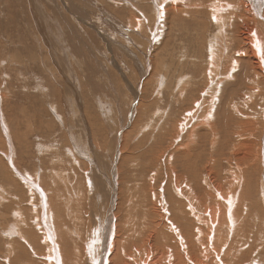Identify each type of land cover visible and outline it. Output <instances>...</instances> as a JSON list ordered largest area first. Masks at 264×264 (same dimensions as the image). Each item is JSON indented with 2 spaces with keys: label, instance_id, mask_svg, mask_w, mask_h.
<instances>
[{
  "label": "rangeland",
  "instance_id": "1",
  "mask_svg": "<svg viewBox=\"0 0 264 264\" xmlns=\"http://www.w3.org/2000/svg\"><path fill=\"white\" fill-rule=\"evenodd\" d=\"M184 1L188 4L181 2L185 6L179 4V9L194 11L196 17L183 14L173 24L171 17L175 15L171 9L176 3L170 0H0V63L3 64H0V264H55L50 258L54 256L53 245L47 240L48 234L41 222L44 214L51 217L55 229L61 230L58 233L56 229L54 234L61 264H86L89 259H85V243L101 231L104 223L112 221L111 218L117 220L115 216L119 214L121 221V217L129 214V223L140 226L138 230L135 227L137 232L141 231L147 217L159 220L150 213L158 202L153 192L157 198L160 193L164 194L169 215L174 217L171 220L182 233L179 236H184V228L177 224L176 217L182 215L197 220L186 195L181 198L175 194L177 180L187 191L190 186L194 195L197 193L193 206L197 205L194 206L197 211L201 209L197 214H201L204 221V224L193 222L194 228L190 227L191 232H197V226L202 228L204 235L200 244L192 248L193 254L198 250L202 255L203 249L209 248L214 257L220 253L225 259L230 253L228 259L235 258V262L243 264V257L248 256L244 264H254L252 257L262 256L261 261L255 263L264 264V147L259 135L256 136L258 142L247 143L242 137L248 132L239 134L235 130L242 131L252 114L258 116L257 120L261 117L264 95L259 98L257 92L249 90L256 85L245 78L246 74L241 76L245 65L240 66L235 78L222 76V69L230 68L238 57L235 48L240 43L235 44L234 37L245 31V27L240 22L236 25L242 27L236 30L229 19H223L224 26L219 27L213 17L209 19L212 9L203 8L205 2L213 8L219 0ZM223 12L226 13L225 9ZM134 20H137V30L131 25ZM248 24L255 26L254 19H248ZM210 41L216 42L218 61L212 65L207 62V65ZM206 73L214 79L210 86ZM251 73L253 77L259 75L256 70ZM132 88L138 91L136 95ZM180 90H185L184 97ZM233 91L236 92L231 96ZM250 92L253 93L250 95ZM213 95L219 98L214 108L209 103ZM219 100L225 103V108H217ZM196 105L202 107L201 114L206 118L209 110L214 109L212 114L216 119L208 117L212 119L211 126L206 127L205 135H198L194 157L189 160L181 153L191 137L189 133L197 127L193 117L198 112L194 110ZM185 117L191 120V126L186 124ZM257 120L253 121V126L264 132V119ZM212 126L218 131L215 144H212ZM72 137H77L76 142ZM73 142L82 147L73 148ZM239 144L248 150L237 149L235 146ZM258 144L262 145L261 149ZM176 150L181 151L176 153ZM212 174L214 180L210 177ZM235 174L249 178L252 186L247 187L250 188L248 198L244 182H236ZM25 179L36 184L35 192L29 191ZM213 181L226 196L236 197V233H228L226 215L220 219L222 226L216 228L222 230L223 237L230 235L227 246L223 242L207 241L209 233L215 232L208 217L209 210L215 212L213 208L218 203L225 205L214 190ZM172 194L174 201L170 198ZM205 197L209 200L207 204ZM172 201L174 208L170 205ZM198 205L203 208L199 209ZM36 208L39 211L36 212ZM225 208L228 207L225 205ZM18 212H23V222L16 217ZM140 214L144 220L139 218Z\"/></svg>",
  "mask_w": 264,
  "mask_h": 264
},
{
  "label": "bare ground",
  "instance_id": "2",
  "mask_svg": "<svg viewBox=\"0 0 264 264\" xmlns=\"http://www.w3.org/2000/svg\"><path fill=\"white\" fill-rule=\"evenodd\" d=\"M170 1H172V2H175L176 3V7H172V11L174 12V15L175 16H173V17H171L172 18V22L171 23H173L174 24V22H175V19H179V18H182L184 15L185 16H190V17H193V18H195L194 17V11H188L187 10V8L186 9H183L182 10V8L181 9H179L180 7H179V4H180V6L182 5H184L185 6V4H188V3H186L184 0H170ZM190 1V0H189ZM204 1V0H203ZM205 1H207V0H205ZM160 2V1H159ZM163 2H164V0H163ZM181 2H185V4L183 3H181ZM208 2H209V0H208ZM163 5V4H162ZM161 5V6H162ZM211 7H210V6ZM208 5V3H207V6H206V2H205V5L203 6V8H205V7H207V9L209 10V9H212L211 10V12L209 13V19H211V17H215V21L217 22V25L219 26V27H223L224 26V20L223 19H229L231 22H234V28L237 30V29H240V27H242V26H240V25H236L237 23H240V22H243V28L245 27V31H243V32H240L239 33V35L238 36H236V37H234V39H235V44L237 43V41H239V45L235 48V53H236V55L238 56L237 57V59L233 62V65H231V67L230 68H223L222 70H223V73H222V76H224V77H227V78H229V79H232V78H235L237 75H238V73L237 72H239L240 71V66L241 65H245V66H247L246 68H244L242 71H241V76H243L244 74H246V76H245V78H249V82L251 81L253 84H255L256 85V88H249V90H252V91H254V93L255 92H257L256 93V95L257 96H259V98L262 96V95H264V90H263V87H264V59H262V57H261V51H264V0H225V1H223V0H219L218 2H216V4H215V6L212 8V4H209ZM157 6H158V4L156 5V9H158L157 8ZM161 6H160V8H161ZM164 6H166V5H164ZM208 6L210 7V8H208ZM154 7V6H153ZM222 8V11H220L218 8ZM116 9V8H115ZM153 9V8H152ZM206 9V8H205ZM206 9V10H207ZM223 9H225V12L226 13H224L223 12ZM207 10V11H208ZM203 11H205L204 9H203ZM206 11V12H207ZM176 13V14H175ZM205 13V12H204ZM165 14H166V12H165ZM184 14V15H183ZM195 14H196V12H195ZM168 15V14H167ZM167 17V16H166ZM250 18H253L254 19V24H255V26H250L249 24H248V19H250ZM133 19V18H132ZM136 19V18H135ZM170 19V18H169ZM208 19V18H207ZM129 20V19H128ZM161 20H162V18H161ZM137 20H134L133 22H132V28H135L136 29V26H137V22H136ZM143 21V20H142ZM130 22H131V20H130ZM152 22V20L150 21V23ZM208 22H206V24H207ZM246 23H247V25H246ZM139 25H140V28H141V24L142 23H138ZM153 26V25H152ZM151 28V27H150ZM149 28V29H150ZM153 28V27H152ZM152 28L150 29V30H152ZM131 29V28H130ZM137 30V29H136ZM147 30V29H146ZM129 31V30H128ZM145 31V30H144ZM142 32V31H141ZM133 33V32H132ZM161 33V32H160ZM253 33H255V36L253 35ZM134 34V33H133ZM130 35V34H129ZM135 37V36H134ZM147 37V36H146ZM221 37V36H220ZM130 39H131V36L129 37ZM136 38V37H135ZM138 38V37H137ZM132 39H134V38H132ZM218 39V38H217ZM222 38H220V40H221ZM131 41V40H130ZM158 42V41H157ZM243 43V44H242ZM257 43H259V49L260 50H258V47H257ZM215 44H216V42H213V41H210L209 42V44H208V46H209V49H208V47H207V58L205 59V61H206V64H207V62L209 63V64H215L217 61H218V56H217V52H216V50H215ZM246 44L248 45V48L246 47ZM208 51H209V53H208ZM59 56V55H58ZM155 57H156V55H155ZM75 58V57H74ZM200 58V57H199ZM164 59V58H163ZM162 59V60H163ZM171 59H173V58H171ZM162 60H161V64H163L162 63ZM198 60V59H197ZM208 60V61H207ZM204 61V62H205ZM252 61H253V64H252ZM165 63H166V60L164 61ZM180 62V61H179ZM2 63H4V62H2ZM160 63V62H159ZM1 64V63H0ZM145 64V63H144ZM196 64V63H195ZM1 65H3V64H1ZM184 65V64H183ZM208 65V64H207ZM166 66V65H165ZM157 67V66H156ZM171 68V67H170ZM151 68H149L148 69V71L150 70ZM157 69V68H156ZM169 69V68H168ZM252 70V72H253V70H256V72L261 76H252V73H251V70ZM147 70V69H146ZM160 70V69H159ZM173 70V69H172ZM4 71V70H3ZM50 71V70H49ZM155 71H157V70H155ZM159 72V71H158ZM180 73V72H179ZM175 74V73H174ZM183 75V74H182ZM203 75H204V73H203ZM153 76H155V75H153ZM157 76V75H156ZM164 76V75H163ZM172 76V75H171ZM184 76V75H183ZM188 76V75H187ZM207 76V79L206 80H208V85L209 84H211V83H213L214 82V79L212 78V77H210L209 76V73H206L205 74V77ZM166 77V76H165ZM178 77V76H177ZM192 77V76H191ZM152 78V77H151ZM169 78V77H168ZM172 78V77H171ZM185 79H186V77H184ZM184 78H183V80H184ZM153 79V78H152ZM238 79V78H237ZM160 80V79H159ZM171 80V79H170ZM175 80V79H174ZM243 80V79H242ZM246 80V79H245ZM162 81H165V80H162ZM238 81V80H237ZM35 82V81H34ZM240 82V81H239ZM238 83V82H237ZM147 84V83H146ZM168 84V83H167ZM181 84V83H180ZM4 85V84H3ZM188 85V84H187ZM210 86V85H209ZM208 86V87H209ZM186 87V86H185ZM193 87V86H192ZM177 88H179V86L177 87ZM145 90L147 89V88H144ZM152 89V88H151ZM172 89V88H171ZM193 88H191V90H192ZM173 90V89H172ZM144 91V90H143ZM147 91V90H146ZM161 91V90H160ZM163 91V90H162ZM197 91V90H196ZM6 92V91H5ZM4 92V93H5ZM154 92V91H153ZM159 92V91H158ZM165 92V91H164ZM180 92L183 94V92H184V94L182 95V97H184V95H185V90H180ZM236 91H233L232 92V94H231V96L235 93ZM132 93L133 94H135L136 95V93H138V91H134V89L132 88ZM162 93V92H161ZM253 93V92H252ZM251 92H250V95L252 94ZM145 94V93H144ZM150 94V93H149ZM159 94V93H158ZM157 94V95H158ZM167 94V93H166ZM230 94V92L227 94V95H229ZM199 95V94H198ZM223 95H224V93H223ZM178 96H181V95H178ZM230 96V97H231ZM145 97V96H144ZM149 97H150V95H149ZM170 97H171V94H170ZM177 97V96H176ZM263 97V96H262ZM155 98H157V97H155ZM187 98V97H186ZM251 98V97H250ZM0 99H2V98H0ZM142 99H143V97H142ZM141 99V100H142ZM172 99H173V97H172ZM218 99L219 98H216L214 95L211 97V99H210V102L209 103H212V106H213V108H214V106H215V104H217L216 102L218 101ZM5 100V99H4ZM145 100V99H144ZM156 100V99H155ZM176 100V99H175ZM180 100H183L182 98L180 99ZM221 100V99H220ZM220 100H219V103H220ZM235 100V99H234ZM178 101V100H177ZM158 102V101H157ZM172 102H174L173 100H172ZM171 101H170V103H172ZM205 102V101H204ZM204 102H202L203 104H204ZM223 102V101H222ZM235 102V101H234ZM234 102H232L233 103V106L235 105V106H237ZM254 102V101H253ZM176 103V102H175ZM174 103V104H175ZM199 103V102H198ZM201 103V104H202ZM207 103V102H206ZM237 103V102H236ZM252 103V102H251ZM202 104V105H203ZM208 104V103H207ZM154 105V104H153ZM230 105V104H229ZM229 105H227L228 107H229ZM251 105V104H250ZM261 105H263V107H262V110H260L261 112H260V115H261V117L258 119L259 121H260V119H264V104L262 103ZM149 106V105H148ZM171 106V105H170ZM169 106V107H170ZM203 106H205V105H203ZM252 106V105H251ZM257 106H258V104H257ZM150 108H151V106H149ZM140 108V107H139ZM191 108V107H190ZM202 108V107H201ZM201 108L199 107V106H197L196 105V107H195V109L194 110H197L198 112H195V114H194V118H195V120H196V122H197V127H196V129H195V131H192V132H190L189 134L191 135V137H189V139H188V144H186V147L182 150V153L181 154H183V156L187 159H189V160H191L193 157H194V151H195V149H196V147H197V144L196 143H199V142H197V137H198V135H201V134H204L205 135V132H207L208 131V128H206V127H209L210 128V126H211V120L212 119H209L208 117L209 116H212L214 119H216L215 118V115L214 114H212V112L214 111V109H213V111H212V109L211 110H209V114H208V117L206 118V115H204V114H201L202 113V110H201ZM212 108V107H211ZM217 108H225V103L224 104H222V103H220L219 104V107H217ZM227 108V107H226ZM230 108V107H229ZM228 108V109H229ZM256 108V107H255ZM148 109V108H147ZM207 109V108H206ZM208 109H209V107H208ZM231 109V108H230ZM260 109V108H259ZM258 109V110H259ZM142 110V109H141ZM154 110H156V108L154 109ZM157 110H159L158 109V107H157ZM166 110V109H165ZM240 110H242V109H240ZM256 110V109H255ZM217 111V110H216ZM220 111V110H219ZM238 111H239V109H238ZM164 112H166V111H164ZM194 112V111H193ZM192 112V113H193ZM153 113V112H152ZM185 113V112H184ZM215 113V112H214ZM222 113V112H221ZM147 114V113H146ZM188 114V113H187ZM240 114H243L242 113V111H241V113ZM245 114H246V116L247 115H249V113H247V112H245ZM257 114V113H256ZM167 115V114H166ZM145 116H147V115H145ZM162 116H164V115H162ZM187 116V115H186ZM192 116V115H191ZM242 116V115H241ZM243 116H245V115H243ZM245 116V117H246ZM142 117V116H141ZM165 117V116H164ZM168 117V116H167ZM183 117V116H182ZM188 117V116H187ZM187 117H185L186 119H187ZM222 117V116H221ZM226 117V116H225ZM251 118L250 119H246L247 120V123H245L244 124V126H242V128L243 129H241L242 131H238L237 129H235L236 130V133H242V134H244V133H246V132H248L247 134H245V135H247L246 137H242V139L244 140V142H247L248 143V141H255V143L256 142H258V141H256V136H260V138H259V141L262 143V145H263V147H264V132H263V130H261L260 128H255L253 125L255 124V122H253V121H255V120H257V118H258V116H256V115H251L250 116ZM147 118V117H146ZM219 118V117H218ZM165 119V118H164ZM182 119H184V118H182ZM193 121H194V119L193 118H191ZM230 119V118H229ZM244 119V118H243ZM146 120V119H145ZM185 120V119H184ZM218 120H220V119H218ZM245 120V121H246ZM258 120L256 121V122H258ZM167 121V120H166ZM168 121H170V120H168ZM175 121V120H174ZM192 121V122H193ZM230 121V120H229ZM176 122V121H175ZM175 122H174V124H175ZM181 122V121H180ZM186 124L188 125H190V123H191V120H189V119H187L186 121ZM185 122H184V124H185ZM263 122V121H262ZM146 123V122H145ZM170 123V122H169ZM237 123V122H236ZM261 123V122H260ZM167 124V123H166ZM193 124V123H192ZM171 125H172V123H171ZM179 126H180V124H178ZM183 125V124H182ZM215 125H217V124H215ZM261 125H263V124H261ZM191 126V125H190ZM199 126H201L200 127V129H199ZM249 126V127H248ZM256 126V125H255ZM176 127H177V124H176ZM228 127V126H227ZM236 127V126H235ZM264 127V126H263ZM187 128H189V126L187 127ZM193 128H195V126L193 127ZM192 128V129H193ZM229 128V127H228ZM237 128V127H236ZM5 129V128H4ZM163 129H164V127H163ZM170 130V129H169ZM210 130V129H209ZM235 130H233V131H235ZM174 131V130H173ZM165 133V132H164ZM177 133V132H176ZM183 133V132H182ZM218 133V131L216 130V128H213V126H212V132H211V135L213 136V141H212V144H215L216 142H218V141H216L217 140V136H216V134ZM163 134V133H162ZM173 134V133H172ZM210 134V133H209ZM227 134V133H226ZM238 134V135H239ZM179 135V134H178ZM211 135H209V136H211ZM238 135H236V136H238ZM166 135H164V137H165ZM176 136V135H175ZM188 136V135H187ZM187 136H185V137H187ZM211 136V137H212ZM234 136V135H233ZM231 137V136H230ZM235 137V136H234ZM261 137H263V139H261ZM73 138V137H72ZM77 138V137H76ZM76 138H73V140H74V142H76ZM182 138V137H181ZM209 138V137H208ZM163 139V138H162ZM161 139V140H162ZM219 139V138H218ZM176 140H177V138H176ZM179 141H180V139H178ZM231 140V139H230ZM238 140H240V139H238ZM185 141H186V138H185ZM204 141V140H203ZM209 141V140H208ZM229 141V140H228ZM73 142V148H75V149H80L81 147H80V143H74ZM174 142H176V141H174ZM178 142V141H177ZM181 142V141H180ZM202 142V141H201ZM200 142V143H201ZM205 142V141H204ZM207 142V141H206ZM226 142V141H225ZM228 143V142H227ZM230 143V142H229ZM254 143V142H253ZM182 144H184L183 142H182ZM209 144V143H208ZM231 144V143H230ZM174 145H175V143H174ZM234 145V144H233ZM261 144H258V146H259V148L262 146ZM185 146V145H184ZM201 146V145H200ZM206 146V145H205ZM249 146V145H248ZM255 147H256V144L254 145ZM169 147V146H168ZM172 147V146H171ZM202 147V146H201ZM212 147H213V145H212ZM234 147V146H233ZM235 147H237V149H239V147H244V148H247V147H245L244 145H241V144H239V145H236ZM72 148V149H73ZM173 148V147H172ZM175 148V147H174ZM177 148V147H176ZM203 148V147H202ZM206 148V147H205ZM211 148V147H210ZM229 148V147H228ZM253 148V147H252ZM251 148V149H252ZM171 149V148H170ZM169 149V150H170ZM178 149V148H177ZM198 149H199V147H198ZM204 149V148H203ZM212 149V148H211ZM235 149V148H234ZM243 149V148H242ZM261 149V148H260ZM264 149V148H263ZM175 150V149H174ZM181 150H176V153L177 152H179V151H181ZM199 150H202V149H199ZM228 151H230L229 149H227ZM247 150H248V148H247ZM253 150V149H252ZM82 151V150H81ZM205 151V150H204ZM207 151V150H206ZM232 151V150H231ZM237 152H238V150H236ZM79 152V151H78ZM166 152V151H165ZM170 152H171V150H170ZM197 152V151H196ZM208 152V151H207ZM39 153V152H38ZM80 153V152H79ZM87 153V152H86ZM180 153V152H179ZM178 153V154H179ZM205 153V152H204ZM221 153V152H220ZM226 153V152H225ZM232 153V152H231ZM239 153V152H238ZM244 153V152H243ZM249 153V152H248ZM251 153H254V152H251ZM81 154V153H80ZM165 154V153H164ZM173 154V153H172ZM211 154H213V153H211ZM242 154V153H241ZM201 155V154H200ZM216 155V154H215ZM255 155V154H254ZM258 155H260V153H258ZM164 156V155H163ZM179 156V155H178ZM183 156H182V158H183ZM196 156H197V154H196ZM195 156V157H196ZM199 156V155H198ZM198 156H197V158H198ZM211 156V155H210ZM209 156V157H210ZM213 156V155H212ZM229 156H230V154H229ZM253 156V155H252ZM262 156L264 157V153H262ZM200 157V156H199ZM249 157V156H248ZM254 157H256V156H254ZM180 158V157H179ZM178 158V159H179ZM215 158V157H214ZM246 158V157H245ZM244 158V159H245ZM161 159V158H160ZM199 159V158H198ZM203 159H204V157H203ZM213 159V158H212ZM231 159V158H230ZM236 159V158H235ZM234 159V160H235ZM251 159V158H250ZM249 158L247 159V160H250ZM255 159V158H254ZM260 159V158H259ZM264 159V158H263ZM185 160V159H184ZM214 160H216V159H214ZM223 160H226L225 158L223 159ZM246 160V161H247ZM256 160V159H255ZM198 161V160H197ZM229 161V160H228ZM252 161V160H251ZM157 162H158V160H157ZM211 162V161H210ZM218 162H220V161H218ZM245 162V161H244ZM191 163V162H190ZM252 163V162H251ZM250 163V164H251ZM170 164H171V162H170ZM194 164V163H193ZM195 164H196V162H195ZM208 165H209V163H207ZM220 164V163H219ZM247 164V163H246ZM188 165V164H187ZM201 165V164H200ZM207 165V167H209ZM213 165V164H212ZM228 165V164H227ZM230 165V164H229ZM233 165V164H232ZM238 165V164H237ZM254 165V164H253ZM263 175H262V173H261V175L263 176L262 178H264V161H263ZM171 166V165H170ZM186 166V165H185ZM189 166V165H188ZM194 166V165H193ZM206 166V165H205ZM244 166V165H243ZM261 166V165H260ZM154 167V166H153ZM174 167V166H173ZM181 167H182V165H181ZM183 167H184V165H183ZM198 167H199V164H198ZM197 167V168H198ZM204 167V166H203ZM212 166L210 165V168H211ZM235 167H236V164H235ZM246 167V166H245ZM253 167V166H252ZM259 167V166H258ZM188 168V167H187ZM192 168V167H191ZM191 168H190V170H191ZM200 168V167H199ZM220 168V167H219ZM239 168V167H238ZM247 168V167H246ZM254 168V167H253ZM150 169V168H149ZM148 169V170H149ZM166 169V168H165ZM182 169V168H181ZM201 169H203V168H201ZM207 169V168H206ZM230 169H232L231 168V166H230ZM248 169V168H247ZM257 169V168H256ZM178 170H179V167H178ZM189 170V169H188ZM208 170V169H207ZM211 170V169H210ZM209 170V171H210ZM225 170H227L226 168H225ZM162 171V170H161ZM177 171V170H176ZM184 171V170H183ZM193 171H196V170H193ZM229 171V170H228ZM232 171V170H231ZM234 171H235V169H234ZM248 171V170H247ZM15 172H16V170H15ZM150 172V171H149ZM156 173H157V171H155ZM155 172H153V173H155ZM187 172V171H186ZM191 173H192V171H190ZM200 172V171H199ZM188 173V172H187ZM186 173V174H187ZM229 173V172H228ZM175 174V173H174ZM189 174V173H188ZM200 174H201V172H200ZM232 174V173H231ZM22 175V174H21ZM158 175V174H157ZM156 175V176H157ZM180 175V174H179ZM211 175V174H210ZM225 175V174H224ZM227 175V174H226ZM244 175V174H243ZM249 175V174H248ZM113 176H115V175H113ZM176 176V175H175ZM189 176H190V174H189ZM188 176V177H189ZM214 175L212 174V176H210L211 178L213 177ZM228 176V175H227ZM241 176H242V174H241ZM241 176H237V174H235V179H236V182H238L239 184H240V181L241 182H244L243 184H245V189H246V195H247V198H248V196L250 195V192H249V190H250V188L249 189H247V187H249L250 185L252 186V184H251V182H249V178L247 177H245V178H242ZM245 176V175H244ZM251 176V175H250ZM192 177V176H191ZM208 177H209V175H208ZM217 177V176H216ZM233 177V176H232ZM176 178H178V177H176ZM183 178V177H182ZM181 178V179H182ZM196 178H198L199 179V177H196ZM201 178H204V177H202L201 176ZM194 179H195V177H194ZM209 179V178H208ZM213 180H214V177L212 178ZM220 179V178H219ZM254 179V178H253ZM252 179V180H253ZM164 180V179H163ZM203 180V179H202ZM217 180V179H216ZM195 181V180H194ZM200 181V180H199ZM207 181V180H206ZM209 181V180H208ZM222 181V180H221ZM255 180H253V182H254ZM25 185L29 188V191L31 190L32 191V193L33 192H35V187H36V184H34V183H32L29 179H25ZM157 182V181H156ZM196 182H198V181H196ZM228 182H230V181H228ZM21 183V182H20ZM154 183V182H153ZM186 183V182H185ZM184 183V184H185ZM191 183V182H190ZM216 183V182H215ZM215 183H214V181L213 182H211V184L213 185H215ZM225 183V182H224ZM227 183V182H226ZM256 183V182H255ZM59 184V183H58ZM156 184V183H155ZM165 184V183H164ZM163 184V185H164ZM181 183H179V180H177V182H176V185H175V187H174V191H175V194L178 196V197H181V198H183L185 195H186V198H187V200H188V204H189V208H190V210H191V213H192V211H193V214L195 215H193V217L197 220V221H200V222H202V218L200 217V215H198L199 213V211L201 210L200 209V207L201 206H199V211H197L196 210V208L194 207V206H196L197 207V205L195 204L194 206H193V204H194V202H196V199L194 200V198H195V195H197V193L194 195V190H192L191 189V187L189 186L188 188H190L189 189V191H187V187L185 186V187H182V185H180ZM200 184V183H199ZM220 184V183H219ZM221 184H222V182H221ZM232 184V183H231ZM233 184H235V183H233ZM248 184V185H247ZM157 185H159V184H157ZM187 185H189V182L187 183ZM190 185H192V184H190ZM201 185V184H200ZM209 185V184H208ZM207 185V186H208ZM160 186H162V185H160ZM166 186V185H165ZM203 186V185H202ZM201 186V187H202ZM206 185H204L203 187H205ZM206 186V187H207ZM232 186H234V185H232ZM231 186V187H232ZM236 186V185H235ZM250 186V187H251ZM256 186V185H255ZM152 187H153V185H152ZM213 187V186H212ZM261 187V186H260ZM26 188V187H25ZM210 189H211V187H209ZM214 190L217 192V193H219L218 195L220 196V201H224V204L228 207L227 209L225 208V205H221V204H219L218 203V205H216L217 206V208H216V206L213 208L214 210H215V212H212L211 213V211L209 210V215H208V217H209V219L211 220V224H212V228H215L214 230H215V232H213V231H211V234L209 233V236H208V240L207 241H209L210 243H211V241H212V244H215L214 242H223L224 244L223 245H226V244H228V240L230 239L229 238V236L227 237V238H225V237H223V235H222V230L221 231H217L216 230V228L218 227V226H222L221 224H220V219L223 217V215H226L227 216V220H226V226H227V228H229L228 229V233H230V234H232V233H236V231H235V225H236V212H234V207L236 206L237 207V203H235V201H236V197L234 198V197H231V194H229L228 196H226L225 195V193H223V191L222 190H220L219 188H218V183H217V185H215L214 187ZM221 188V187H220ZM243 188H244V186H243ZM166 189V188H165ZM165 189H163V190H165ZM198 189V188H197ZM208 189V188H207ZM222 189V188H221ZM235 189V188H234ZM237 189V188H236ZM255 189V188H254ZM163 190H162V193H163ZM167 190H168V188H167ZM204 190H205V188H204ZM203 190V191H204ZM243 190V189H242ZM241 190V191H242ZM6 191V190H5ZM166 191V190H165ZM207 191V190H206ZM205 191V192H206ZM235 191V190H234ZM245 191V190H244ZM263 192H264V189L262 190ZM41 192V191H40ZM161 192V191H160ZM210 192V191H209ZM213 192V191H212ZM263 192H262V194H263ZM188 193H190V194H188ZM215 193V192H214ZM236 193V192H235ZM245 193V192H244ZM34 194H36V193H34ZM44 194V193H43ZM153 195V197H155L154 199H157V201L158 202H156V207L154 206V208H151L150 209V213L151 214H154V215H156V217H159V220H156V219H152V220H150L147 216V214L145 215L147 218V221L146 222H144L145 220H144V218H143V216L140 214V219L141 220H144L143 221V228L141 229V231H138L137 232V230L140 228V226L137 228L136 227V225L138 224H136L135 226L134 225H132V224H130L129 223V214L127 215H125V216H128V217H121V221H119L120 219V217L118 218V216H119V214L118 215H116L115 217H117L116 219L117 220H115V218H111V220L112 221H110L109 220V222H107L106 224L104 223V226L101 228V231L99 232L98 230V232L99 233H95V234H93L92 235V238L90 239V240H88V242L87 243H85V253H86V258L85 259H89L88 261H87V263L86 264H241L240 262H235L234 260H235V258H233V259H228V257H229V255H230V253H229V255H228V257H226L225 259L224 258H222V255L220 254V253H218V255H217V257H214V256H212V255H210V253H209V248H206V249H203V253H201L202 255H200V251L198 252V250H196V252H194V254H193V249L192 248H196L197 247V245L198 244H200V241H201V239H202V237L204 236L203 235V231H202V228H200V227H198L197 226V232L195 231H193V232H191V228L190 227H193L194 226V224H193V222H196V224H197V221H193V220H190L187 216H177L176 217V220L178 221L177 222V224L178 223H180L181 224V227L182 228H184V230H183V234H184V236H182V235H180L179 236V234H182V233H180L179 232V229H178V227H177V225H176V223H174V222H172V220H171V218L173 217L172 215H169L170 214V212H169V209L168 208H166L167 207V202H166V198H164V194L162 195L161 193H160V195H158L159 197L157 198V195H156V192H153L152 193ZM159 194V193H158ZM209 194V193H208ZM210 194H211V192H210ZM258 194V193H257ZM262 194H260L261 196H262ZM201 195V194H200ZM203 195V194H202ZM211 195H213V194H211ZM234 195V194H233ZM264 195V194H263ZM161 196H163V197H161ZM244 197H245V195H243ZM44 197H45V195H43V200H45L44 199ZM153 197H152V199H153ZM176 197V196H175ZM203 197V196H202ZM212 197V196H211ZM170 198L171 199H173V201H174V196H173V194H172V196H170ZM185 198V197H184ZM209 198V197H208ZM251 198V197H250ZM178 199V198H177ZM198 199V198H197ZM205 199H207L206 197H205ZM48 200V199H47ZM62 200V199H61ZM185 200V199H184ZM201 200V199H200ZM214 200H216V199H214ZM247 200V199H246ZM245 200V201H246ZM119 201V200H118ZM154 201H156V200H154ZM172 201V203H170V205H172V207L174 206L175 207V205H174V202ZM176 201L177 200H175V203H176ZM182 201V200H181ZM186 201V200H185ZM209 200L207 199V201H206V204H207V202H208ZM211 201V200H210ZM47 202H49V201H47ZM124 202V201H123ZM122 202V203H123ZM171 202V201H170ZM202 202H204V201H202ZM238 202V201H237ZM60 203V202H59ZM118 203V202H117ZM120 203V202H119ZM133 203V202H132ZM187 203V202H186ZM221 203H223V202H221ZM43 204L44 205H48V204H46V202H43ZM56 204H57V202H56ZM125 204V203H124ZM130 204V203H129ZM178 204H180V202L178 203ZM211 204V203H210ZM243 204V203H242ZM241 204V205H242ZM119 205V204H118ZM126 205V204H125ZM124 205V206H125ZM41 206V205H40ZM57 206V205H56ZM168 206H169V204H168ZM177 206V205H176ZM186 206V205H185ZM209 206V205H208ZM264 206V205H263ZM126 207H127V205H126ZM173 207V208H174ZM183 207V206H182ZM181 207V208H182ZM239 207V206H238ZM245 207H247V206H245ZM244 207V208H245ZM173 208H172V210H173ZM177 208V207H176ZM201 208H203V207H201ZM207 208V207H206ZM39 209V208H38ZM37 208H36V212L37 211H39ZM122 209V208H121ZM120 209V210H121ZM133 209V208H132ZM209 209V208H208ZM212 209V208H211ZM225 209H226V211H225ZM242 209V208H241ZM247 209H248V207H247ZM130 210V209H129ZM171 210V209H170ZM171 210V212H173V211H175L176 209H174L173 211ZM190 210H189V212H190ZM203 210V209H202ZM213 210V211H214ZM244 210V209H243ZM23 211V210H22ZM42 211L44 212V209L42 208ZM119 211V210H118ZM168 211V212H167ZM238 211H240L239 209H238ZM245 211V210H244ZM247 211V210H246ZM122 212V211H121ZM130 212V211H129ZM138 212V211H137ZM163 212H165L166 214H164ZM184 212H185V210H184ZM248 213H249V211H247ZM23 213V212H22ZM22 213H17V215H16V217H18V220L19 221H21V222H23V214ZM114 213H117V212H114ZM120 213V212H119ZM125 213V212H124ZM174 213V215L176 214L175 212H173ZM198 213V214H197ZM138 214H139V212H138ZM138 214H136L135 216L136 217H138ZM186 214V213H185ZM206 214V213H205ZM20 215V216H19ZM47 215V214H46ZM46 215L44 214L43 215V220L41 221L42 223H43V226L45 227L44 229L47 231V234H48V236H47V240L50 242V244H52L53 246V248H52V250L54 251V256H50V258H51V260H55V264H61V262H60V258H59V250H57L58 249V247L56 246V245H58V244H56L55 243V241H54V234L56 233V229H57V231H59L58 233H61V230L59 229V227H57L56 229L54 228V226H53V224H52V222H51V217L50 216H48V218L46 217ZM111 215V214H110ZM39 216H40V213H39ZM113 216V215H112ZM141 216H142V218H141ZM202 216V215H201ZM254 216V215H253ZM106 217V216H105ZM108 217V216H107ZM135 217V218H136ZM205 217V216H204ZM243 217H244V215H243ZM245 217H247V216H245ZM138 218V219H139ZM174 218V217H173ZM225 218V217H224ZM22 219V220H21ZM105 219V218H104ZM104 219H103V222H104ZM163 219H164V221H163ZM226 219V218H225ZM245 219V218H244ZM41 220V219H40ZM122 220H123V222H122ZM136 220V219H135ZM148 220H150V221H148ZM248 220H250V219H248ZM25 221V220H24ZM115 221H117V223H115ZM162 221H163V223H162ZM245 222H246V220H244ZM138 222H139V220H138ZM176 222V221H175ZM207 222H208V219H207ZM222 222V221H221ZM254 222V221H253ZM100 223H102V222H100ZM136 223V222H135ZM140 223H141V221H140ZM209 223V222H208ZM208 223H206L205 222V224L207 225ZM218 223V224H217ZM228 223H229V226H228ZM252 223V222H251ZM38 224V223H37ZM193 224V225H192ZM200 224V223H199ZM201 224H204V221L201 223ZM225 224V223H224ZM250 224V223H249ZM39 226L41 227V224L39 223ZM48 226H50V227H48ZM132 226H134V228L132 227ZM138 226V225H137ZM203 226V225H202ZM211 226V225H210ZM99 227V226H98ZM135 227H136V231H135ZM141 227H142V225H141ZM205 227V226H204ZM11 228V227H10ZM13 228V227H12ZM15 228V227H14ZM180 228V227H179ZM187 228V229H186ZM194 228V227H193ZM221 228V227H220ZM219 228V229H220ZM227 228H225V229H227ZM1 229V228H0ZM41 229H43L42 227H41ZM40 229V230H41ZM181 229V228H180ZM223 229V228H222ZM2 230V229H1ZM17 230H19V229H17ZM16 230V231H17ZM91 230V229H90ZM182 230V229H181ZM206 230V229H205ZM209 230V229H208ZM207 230V231H208ZM224 230V229H223ZM210 231V230H209ZM7 232V231H6ZM14 231H12V233H13ZM258 232V231H257ZM9 233V232H8ZM11 233V232H10ZM94 233V232H93ZM207 234V233H206ZM208 235V234H207ZM88 236H90V235H88ZM194 237V238H193ZM232 237V236H231ZM66 238V237H65ZM159 238L160 239H162L161 241H159ZM192 238L193 239H195V241H194V243H193V241H192ZM223 240V241H222ZM84 243V242H83ZM264 243V242H263ZM204 245H205V243H204ZM229 245H230V243H229ZM228 245V246H229ZM202 247H203V245H201ZM221 246H222V244H221ZM227 246V245H226ZM231 246V245H230ZM39 247V246H38ZM210 247V246H209ZM212 247V246H211ZM210 247V248H211ZM217 248H218V246H217ZM263 248V247H262ZM212 249V248H211ZM229 249V248H228ZM255 249H257V248H255ZM193 250V251H192ZM202 250V249H201ZM222 250V249H221ZM225 250V249H224ZM223 251V250H222ZM229 251V250H228ZM250 251H252V250H250ZM44 252V251H43ZM81 252H83V251H81ZM220 252V251H219ZM52 253V252H51ZM84 253V254H85ZM216 253V252H215ZM222 253H224V252H222ZM53 254V253H52ZM225 254V253H224ZM62 255V254H61ZM226 255V254H225ZM243 259L245 260H243L244 262H243V264L247 261V259H248V256L246 257H243ZM261 259H262V256H257L256 258H253L252 257V260L253 261H261ZM63 260H64V257H63ZM65 261V260H64ZM63 261V262H64ZM60 262V263H59ZM254 262V264H257V263H255ZM264 262V261H263ZM29 263H31V262H29ZM53 262H50L49 264H52ZM65 263V262H64Z\"/></svg>",
  "mask_w": 264,
  "mask_h": 264
},
{
  "label": "snow or ice",
  "instance_id": "3",
  "mask_svg": "<svg viewBox=\"0 0 264 264\" xmlns=\"http://www.w3.org/2000/svg\"><path fill=\"white\" fill-rule=\"evenodd\" d=\"M213 19H215V17H213ZM253 35L255 36V33H253ZM257 47H258V50H260L259 49V43H257ZM261 57H262V59H264V51H261Z\"/></svg>",
  "mask_w": 264,
  "mask_h": 264
}]
</instances>
